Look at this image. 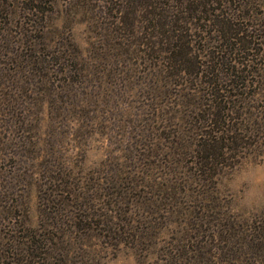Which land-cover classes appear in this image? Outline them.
Returning <instances> with one entry per match:
<instances>
[{
    "label": "rangeland",
    "instance_id": "obj_1",
    "mask_svg": "<svg viewBox=\"0 0 264 264\" xmlns=\"http://www.w3.org/2000/svg\"><path fill=\"white\" fill-rule=\"evenodd\" d=\"M209 1L154 0L170 38L151 46L143 24L131 30L132 0H41L35 9L5 0L0 264L255 263L247 243L251 232L264 239L262 153L246 148L212 178L200 172L212 91L195 73L201 64L259 61L264 38L256 56L240 53L215 21L227 18L233 34L246 24L257 32L264 0ZM177 26L191 40L185 56L176 54ZM35 30L48 40L27 38ZM29 51L43 60L40 74L21 62ZM260 62L264 69V54Z\"/></svg>",
    "mask_w": 264,
    "mask_h": 264
},
{
    "label": "trees",
    "instance_id": "obj_2",
    "mask_svg": "<svg viewBox=\"0 0 264 264\" xmlns=\"http://www.w3.org/2000/svg\"><path fill=\"white\" fill-rule=\"evenodd\" d=\"M27 1L33 6V9L43 4L40 3L41 0ZM212 1L216 2L214 0H210L209 2L213 3ZM132 2L133 6L136 7L133 10V22H130L132 32L137 33L136 24L141 23L143 24V29L146 30L145 34H147L145 44L152 46L157 43V37L159 38L158 43L160 41L163 43L168 42L170 38L168 24H170V21L167 22L168 15L165 14V11L156 12L154 0H132ZM242 2L244 1L242 0ZM4 3L5 0H0V7ZM245 6L246 4L241 3L239 8H244ZM141 8L143 9L141 10ZM207 11L209 12V10ZM202 13H205V10ZM199 20L210 21V18L208 20L205 18ZM215 22L218 26L216 32L218 34L225 33L224 38L230 41L233 40V42H228L229 47H235V50L240 51V53L248 50L249 52L253 51V56L258 54L253 44L255 41H258L261 45L263 44L264 26H258L257 32H254L253 25L246 24L243 30L238 29L233 34L231 33V28L227 26V18L222 17L221 20L217 19ZM176 29L183 34L182 38L184 39L182 44L179 43L183 46V50H179L176 54L177 56H185L187 54L185 51L189 50L187 47L191 43V40L188 38L189 35L186 29L183 30L179 26ZM48 33H45L43 36L41 31H30L27 38L31 37V34H37L32 37V40H36L35 42H37V39H40V41L46 42L48 40ZM119 34L121 35V31H119ZM20 41L21 38L19 36L15 41L17 48L21 45ZM177 47L178 45H175L174 48ZM263 54L264 52L259 57V61H257L258 58L244 61L226 60L221 61V63L213 67L201 64L205 68H199L198 73H195V75L199 74V79L203 78L205 74L207 77L205 83L211 85L212 91L211 94L206 93L209 99L211 97L212 104L207 110L204 109L205 114L202 115L204 122L201 123L198 135L200 172L205 173L207 177L212 178L213 175H216L220 169L219 166L224 161L241 158V153L246 148H259L264 161V69L260 62ZM172 56L174 57V62L180 63L184 61H180L174 55ZM23 59L24 61L21 62L28 61V63L32 64V69L36 70L38 74L42 72L43 60H37L33 51L31 54L30 51L25 54ZM255 60L258 62V65L255 64ZM253 65L258 69H254ZM183 70L186 71V69ZM223 70L225 71L223 72ZM3 78H5V75L0 70V82ZM248 88H254L251 94L248 91L247 93L244 91ZM258 233L264 235V227L260 228ZM250 234H252V239L249 241L250 244L247 243V245H251L248 247L249 252L247 255L257 256L253 264H264L262 259L260 262H257L261 253L264 254V239L253 240L256 234L255 232H251ZM237 251L241 252L242 248H239ZM263 254L262 257H264ZM245 262L246 264H252L250 259H247Z\"/></svg>",
    "mask_w": 264,
    "mask_h": 264
}]
</instances>
